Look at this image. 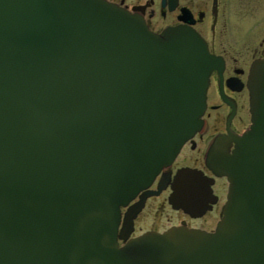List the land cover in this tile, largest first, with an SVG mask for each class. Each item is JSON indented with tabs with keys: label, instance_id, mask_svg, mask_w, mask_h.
Wrapping results in <instances>:
<instances>
[{
	"label": "water",
	"instance_id": "1",
	"mask_svg": "<svg viewBox=\"0 0 264 264\" xmlns=\"http://www.w3.org/2000/svg\"><path fill=\"white\" fill-rule=\"evenodd\" d=\"M215 63L193 28L155 33L107 0H0V264H264V57L247 77L249 125L206 153L227 180L213 230L127 238L125 218L200 127Z\"/></svg>",
	"mask_w": 264,
	"mask_h": 264
},
{
	"label": "flooded vegetation",
	"instance_id": "2",
	"mask_svg": "<svg viewBox=\"0 0 264 264\" xmlns=\"http://www.w3.org/2000/svg\"><path fill=\"white\" fill-rule=\"evenodd\" d=\"M141 16L157 33L167 26L193 28L216 58L207 76L205 106L200 127L179 147L169 163L154 175L131 219L125 218L127 238L146 230L163 231L171 226L213 230L221 216L227 191L224 175L206 164L211 146L231 151L234 142L227 131L241 133L250 122L247 77L253 60L264 57V5L262 0H107ZM257 4H256V2ZM260 2V4H259ZM252 12V13H251ZM189 168L200 181H176L175 174ZM159 186V187H157ZM190 187L192 190L183 189ZM143 190L121 207L126 212ZM191 194V207L169 202L171 193ZM123 240H118L121 244Z\"/></svg>",
	"mask_w": 264,
	"mask_h": 264
},
{
	"label": "rangeland",
	"instance_id": "3",
	"mask_svg": "<svg viewBox=\"0 0 264 264\" xmlns=\"http://www.w3.org/2000/svg\"><path fill=\"white\" fill-rule=\"evenodd\" d=\"M240 1H241V0H240ZM243 1H244V0H243ZM249 1H250V0H249ZM256 1H257V0H256ZM256 1H255V2H256ZM262 1H263V3H261V4H263V5H264V0H262ZM256 4H257V2H256ZM259 4H260V2H259ZM251 13H252V12H251Z\"/></svg>",
	"mask_w": 264,
	"mask_h": 264
}]
</instances>
